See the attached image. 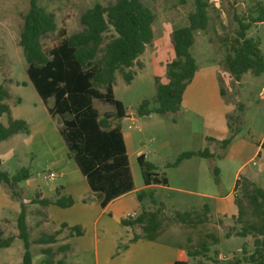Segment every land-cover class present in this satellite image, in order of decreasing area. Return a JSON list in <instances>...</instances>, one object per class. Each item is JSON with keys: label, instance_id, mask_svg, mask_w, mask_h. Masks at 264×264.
I'll return each mask as SVG.
<instances>
[{"label": "rangeland", "instance_id": "1", "mask_svg": "<svg viewBox=\"0 0 264 264\" xmlns=\"http://www.w3.org/2000/svg\"><path fill=\"white\" fill-rule=\"evenodd\" d=\"M112 1L37 0L53 14L56 23V29L41 39L44 52L49 53L66 36L80 30V15L93 3L106 5ZM141 1L154 15L153 38L139 56L142 67L134 64L124 69L134 72L131 82L126 83L121 72L117 71L113 84L115 98L122 101L125 107L121 127L135 183L137 186L143 183V168L137 161L138 154L143 153L157 166L159 176L167 179V184L159 186L154 194L157 207L159 204L163 206L162 216H171L176 210L194 209L201 213L204 211L202 206H208L211 215L204 223L194 227L172 221L163 224L165 231L160 240L168 243L182 241L190 250L199 248L201 242L209 247L206 256L192 257L191 263L233 264L240 260L237 264H246L243 258L254 249L253 237L235 235L241 227V223L233 217L238 214L235 201L247 211L245 217H250V210L241 185L235 188V184L250 181L264 190V72L255 75L247 71L236 80L228 72L225 58L231 53L238 27L236 17L248 21L250 16L256 15V3L264 6V0H205L208 4V25L206 29L194 32L191 53L199 67L202 64L216 67L219 88L204 83L201 88L193 89L189 83L184 90V107L180 110L163 115L152 112L138 116L137 109L143 99L149 100V108L157 105L153 100L156 77L160 82H168L167 64L174 58L172 31L185 25L188 13L194 10V0ZM28 6L29 0H0V84L10 94L6 102L11 116L25 120L29 126L28 133H17L0 141V168L10 175L22 167L30 172V176L18 182L13 190L0 183V228L4 236L17 234L16 216L20 202H23L30 238L34 239L42 231L51 232L62 221L68 223V218L76 219V211L60 209L55 212L56 207L53 206L45 213L43 207L30 200L38 188L47 197H53L55 181L46 178L48 169L56 171L51 152L54 149L57 154L60 146L66 148V145L55 131V125H61L60 116H51L52 119L47 112L52 98L43 103L25 72L27 65L18 40ZM111 34L112 30L106 32L105 40ZM247 35L259 40L264 58V21L253 23ZM18 98L20 102H17ZM93 105L100 113L114 111L112 105L98 99L93 100ZM223 106L230 110V119L226 118L227 132L216 128L208 114V111ZM7 118L3 114L0 121L6 123ZM228 122L235 127L236 133L222 150L217 141L208 137H227ZM51 134L59 141L58 145L52 142L51 138L55 139ZM204 148H208L214 156H193L177 166L167 165L182 151ZM72 166L79 172L73 162L66 163L63 169ZM214 168L218 169L217 175ZM75 185L78 193H82V185ZM148 198V194L143 195V199ZM84 233L83 229L82 235ZM63 234L58 235V241L53 246L64 241ZM88 235H84L86 239ZM39 246H31L34 264H42L44 259L38 252ZM22 251V241L16 238L9 248H0V264H21ZM82 254L85 252L81 250L74 256L75 263L79 262Z\"/></svg>", "mask_w": 264, "mask_h": 264}, {"label": "trees", "instance_id": "2", "mask_svg": "<svg viewBox=\"0 0 264 264\" xmlns=\"http://www.w3.org/2000/svg\"><path fill=\"white\" fill-rule=\"evenodd\" d=\"M207 6L205 0H194V10L188 13L187 23L173 29L171 43L174 58L167 64L169 80L166 83L160 82L156 77L153 100L157 105L149 108V100L143 99L137 109L138 116L152 112L163 115L179 109L183 92L197 68L191 47L194 43V32L204 30L208 25ZM256 7V15L250 16L248 21L236 17L238 27L231 44V53L225 58L226 68L236 80L247 71L255 75L264 72L260 42L247 35V30L253 23L264 21V6L257 2ZM79 20L82 26L80 30L69 34L49 53H45L41 39L56 29L55 19L52 13L37 3V0H29L18 44L26 61L25 72L29 82L43 103L46 104L48 99L52 98V105L47 106V111L51 116L59 115L61 118L58 132L67 148L66 157L75 163L85 177L89 190L101 194L99 204L104 207L111 200L134 188L121 129L125 107L122 101L115 98L113 84L115 72H121L123 80L130 83L134 72L124 69H129L134 64L142 67L139 56L153 38L154 15L141 0H113L106 5L93 3L81 13ZM109 30H112L113 34L105 40V33ZM9 96L8 89L0 84V116H8L6 123L0 121V141L29 131L25 120L11 116L10 107L6 102ZM94 99L112 105L114 111L100 113L93 105ZM17 102H20L19 98ZM227 118L230 119V116L227 115ZM228 127L227 137L221 140L208 137L217 141L222 150L229 145L236 133L230 122ZM193 156L212 157L214 153L208 148L182 151L167 165L177 166L182 160ZM137 161L143 168L144 184H167L166 177L159 176L157 166L144 159L143 154H138ZM1 163L0 158V165ZM214 172L217 175L218 169L214 168ZM29 176V169L25 167L12 175L0 168V183L6 184L11 190ZM240 185L247 200L250 217H245L247 211L235 201L238 214L233 217L241 223L235 235L253 237L254 249L243 258L246 264H264V190L250 181H242V184L236 182L235 188ZM145 194L149 195L152 204H156L152 189L139 192L138 199ZM30 200L41 207L50 204L67 207L73 203L71 197L65 196L51 200L43 195L42 190L34 192ZM202 207L204 211L201 213L194 209L176 210L167 217L162 216L163 206L159 204L154 211H141L135 218H124L121 223L140 228L141 232L134 234L130 239L132 241L139 237L154 239L162 231L165 221L191 227L206 222L209 209L206 204ZM16 228L15 236H4L0 228V248L10 246L14 238L20 239L23 246L21 264H33V244L40 245L38 252L44 256L42 264H71L66 261L67 253L71 250L70 244H53L58 241V235L63 231H67L66 237L83 234L80 226L61 223L58 229L51 232L42 231L36 238L31 239L23 202H20V210L16 216ZM198 247L192 250L187 248L188 255L206 256L205 253L209 250L206 243L201 242ZM239 262L240 260H237L233 264ZM174 264L190 263L177 261Z\"/></svg>", "mask_w": 264, "mask_h": 264}, {"label": "crops", "instance_id": "3", "mask_svg": "<svg viewBox=\"0 0 264 264\" xmlns=\"http://www.w3.org/2000/svg\"><path fill=\"white\" fill-rule=\"evenodd\" d=\"M196 65L197 68L195 74L190 82L191 87L193 89L201 88L204 83H209L212 87H218L216 67L207 64H202L201 67H199L197 62ZM184 99L185 92H183L181 105L178 110L184 107ZM229 111L230 110L225 106L219 108L218 110L208 111V114L211 115L212 123L215 124L216 128L223 132H227L226 118L229 114ZM51 118L53 119V117ZM53 126L54 125H52V127ZM55 126V131L58 132V124ZM53 135L54 134H51V136ZM123 137L126 144L124 133ZM53 138L55 139V141L51 138L52 142H54V144H59V141L56 139V137L53 136ZM212 138H214L215 140H221L217 137ZM60 147L61 149L59 153H54V149H52L51 152V155L54 154L53 160L56 166V171L52 172L51 169H48L46 176V178H53V180L55 181L53 185V197H47L46 193L40 188H38L36 191L42 190L43 195L51 200H55L61 196L71 197L73 199V203L65 208H61L60 206L55 204H50L46 207H43L42 211L46 213V211L51 209V207L53 206L56 207L55 212L60 211V209H62L63 211H65V209L76 211V219H70L67 217L69 220L68 223L67 221H62L61 223H66L69 226L78 225L82 229H84V235L89 234L88 238L86 239L84 235L66 237L67 231L61 232L64 233L63 236L65 235V239L60 244L69 243L71 246V250L69 253H67L66 257L67 263L174 264L177 261H183L194 264L191 263L192 257L188 255L187 246H185L182 241L168 243L160 240L165 229H163L154 239L139 237L138 239L132 241L130 239L133 237V235L139 234L141 232L140 228L137 226H126L121 223V220L127 218V214L129 213L135 214L136 217L141 211H154L155 208H157V205L152 204L150 198H148V200H145L142 197L139 200L137 194L142 190L152 189L154 198L156 189L162 184L146 185L143 182L142 185L137 186L132 174L134 188L131 191L111 200L104 207H101L99 204L101 194L94 193L89 190L85 177L82 175V173L80 171L78 172L73 166L67 170L63 169L66 163L73 161L66 157L67 148H64L62 145ZM143 155L144 159L148 160L145 154ZM189 159H184L180 163ZM76 183H80L82 185V193H78L75 185ZM208 212V215H211L210 211ZM232 214L234 215L235 213ZM45 220H47V218ZM61 223H59L58 227L53 229L52 231L58 229ZM15 239L16 238H14V240ZM10 246L4 248L6 249ZM81 250L84 251L85 254H82L79 262L75 263L74 256H77V253Z\"/></svg>", "mask_w": 264, "mask_h": 264}, {"label": "built area", "instance_id": "4", "mask_svg": "<svg viewBox=\"0 0 264 264\" xmlns=\"http://www.w3.org/2000/svg\"><path fill=\"white\" fill-rule=\"evenodd\" d=\"M127 217L133 219L135 217V214L129 213V214H127Z\"/></svg>", "mask_w": 264, "mask_h": 264}]
</instances>
